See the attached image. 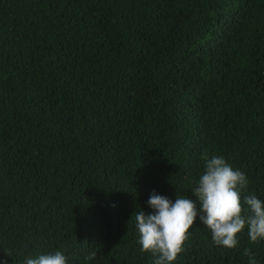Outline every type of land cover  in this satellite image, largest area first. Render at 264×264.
<instances>
[{
  "label": "trees",
  "instance_id": "16d2710c",
  "mask_svg": "<svg viewBox=\"0 0 264 264\" xmlns=\"http://www.w3.org/2000/svg\"><path fill=\"white\" fill-rule=\"evenodd\" d=\"M204 153L264 202V0H0V264H154L135 213ZM237 239L197 218L171 264H264Z\"/></svg>",
  "mask_w": 264,
  "mask_h": 264
},
{
  "label": "clouds",
  "instance_id": "9594fccd",
  "mask_svg": "<svg viewBox=\"0 0 264 264\" xmlns=\"http://www.w3.org/2000/svg\"><path fill=\"white\" fill-rule=\"evenodd\" d=\"M203 172L191 193L195 199L177 196L173 202L153 191L147 201L150 213H135V227L142 252L151 253L154 264H171L183 251L189 229L199 219L212 234L216 246L233 249L238 244L237 235L247 228L250 242L264 240V202L256 195L243 196L248 180L240 170L233 169L222 156H201ZM249 264H257L254 255L245 249ZM91 252L85 260L95 259ZM24 264H67L65 256L52 254L27 258Z\"/></svg>",
  "mask_w": 264,
  "mask_h": 264
}]
</instances>
